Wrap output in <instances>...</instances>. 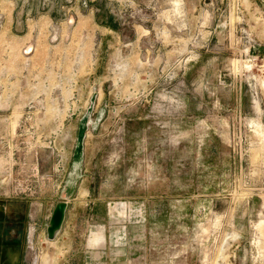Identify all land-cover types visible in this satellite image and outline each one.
I'll list each match as a JSON object with an SVG mask.
<instances>
[{
	"label": "rangeland",
	"instance_id": "obj_1",
	"mask_svg": "<svg viewBox=\"0 0 264 264\" xmlns=\"http://www.w3.org/2000/svg\"><path fill=\"white\" fill-rule=\"evenodd\" d=\"M6 213L21 264H264V0H0Z\"/></svg>",
	"mask_w": 264,
	"mask_h": 264
},
{
	"label": "crops",
	"instance_id": "obj_2",
	"mask_svg": "<svg viewBox=\"0 0 264 264\" xmlns=\"http://www.w3.org/2000/svg\"><path fill=\"white\" fill-rule=\"evenodd\" d=\"M9 215L8 213L0 215V264H21L26 248V241L23 239L26 228L24 229L23 225H27L28 220L15 221L14 217H7Z\"/></svg>",
	"mask_w": 264,
	"mask_h": 264
},
{
	"label": "water",
	"instance_id": "obj_3",
	"mask_svg": "<svg viewBox=\"0 0 264 264\" xmlns=\"http://www.w3.org/2000/svg\"><path fill=\"white\" fill-rule=\"evenodd\" d=\"M68 208V201L66 199H61L56 203L54 210L52 212L51 218H49V223L47 225V232L49 239H54L61 230Z\"/></svg>",
	"mask_w": 264,
	"mask_h": 264
}]
</instances>
